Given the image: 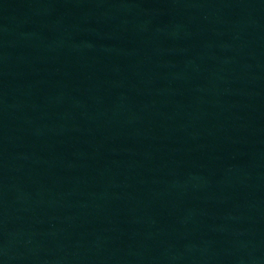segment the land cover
<instances>
[{
	"label": "water",
	"instance_id": "water-1",
	"mask_svg": "<svg viewBox=\"0 0 264 264\" xmlns=\"http://www.w3.org/2000/svg\"><path fill=\"white\" fill-rule=\"evenodd\" d=\"M0 264H264V0H0Z\"/></svg>",
	"mask_w": 264,
	"mask_h": 264
}]
</instances>
